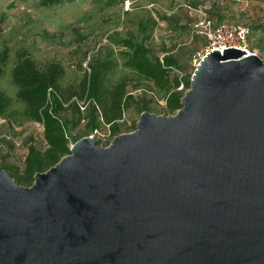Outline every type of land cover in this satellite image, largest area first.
I'll return each mask as SVG.
<instances>
[{"label": "water", "instance_id": "1", "mask_svg": "<svg viewBox=\"0 0 264 264\" xmlns=\"http://www.w3.org/2000/svg\"><path fill=\"white\" fill-rule=\"evenodd\" d=\"M207 53L172 115L83 136L30 186L0 166V264H264V62Z\"/></svg>", "mask_w": 264, "mask_h": 264}, {"label": "rangeland", "instance_id": "2", "mask_svg": "<svg viewBox=\"0 0 264 264\" xmlns=\"http://www.w3.org/2000/svg\"><path fill=\"white\" fill-rule=\"evenodd\" d=\"M123 2L124 0H76L45 6L41 0H0V52L7 51L4 71L0 76V92L10 100L5 114L0 115V126L1 129H10L9 136L15 142L16 148L10 160L13 164L22 165L29 141L21 145V140L28 133H34L32 139L35 143L42 141L40 125L26 118L24 104L16 97L17 89L11 80L12 67L21 51L40 68L50 62L59 63L64 70L60 80L61 88L77 93H80L85 75L82 64L94 59L114 60L116 66L108 75L109 87L123 83L125 89L134 96L140 95L143 90L150 94L153 92L155 98L150 101L149 108L156 115H163L165 99L162 92H158L152 84L122 64L120 47L117 45L119 39L136 32L137 21L142 18H155L159 11L174 12L179 16L176 23L158 21L152 42L159 55L165 50L172 51L180 43H189L192 34L198 33L193 23L201 20L204 15L214 22L220 15L226 22L242 24L250 29L260 26L254 29L249 44L264 62V1L128 0V6ZM187 4L197 7L189 15L181 10ZM204 44L205 38L201 36L197 41V51ZM134 86L139 88L135 89ZM61 116L70 121L75 118V113L66 107ZM138 118L131 103L120 121L122 133L133 131L132 124ZM100 127V135L94 139L104 147L115 136L108 132L107 126ZM74 132L84 134L85 122L78 123Z\"/></svg>", "mask_w": 264, "mask_h": 264}, {"label": "trees", "instance_id": "3", "mask_svg": "<svg viewBox=\"0 0 264 264\" xmlns=\"http://www.w3.org/2000/svg\"><path fill=\"white\" fill-rule=\"evenodd\" d=\"M73 1L76 0H41V3L52 6ZM196 8L187 4L182 6L181 10L189 15V12ZM204 17L210 19L214 25L229 23L220 15L215 22L207 15ZM178 20L179 16L174 12L159 11L155 18L149 16L137 21L136 32L117 41L122 64L152 84L158 92H162L165 99L164 115H172L181 108V97L190 87V76L194 69L192 59L198 53L197 41L201 36L205 38L203 34L196 33L195 21L193 27L196 32L193 27L192 29L196 34H192L189 43H180L172 51L165 50L159 55L152 42L158 21L169 24ZM257 27L260 26L251 29L247 27L249 29L247 44L250 49L252 47L249 42ZM206 42L205 38L204 46ZM6 60L7 51L3 50L0 52V76L4 71ZM115 66V61L109 58L94 59L82 64L85 75L81 82L80 93H77L61 88L60 80L64 70L59 63L50 62L44 68H40L25 52H19L11 70V80L17 89L16 97L24 104L26 118L42 125L40 131L42 141L35 143L32 139L34 133H28V136L21 140V145L29 141L26 155L22 165L17 166L10 161L16 148L12 136H9L10 129H1L0 126V166L8 170L20 185L30 186L35 173L46 171L63 156L69 154L70 143L96 130L100 132L102 125L107 126L108 132L110 131L114 136L121 134L123 128L120 121L131 103L138 115L142 111L151 112L149 104L155 98L153 92L150 94L143 90L140 95L134 96L125 89L123 83L109 87L108 75ZM134 88L139 87L134 86ZM9 105L10 100L0 92V115L5 114ZM66 107L75 113L73 120L67 121L61 116ZM82 121L85 122V133H75V126ZM135 124L136 122L132 124V130L135 129Z\"/></svg>", "mask_w": 264, "mask_h": 264}, {"label": "built area", "instance_id": "4", "mask_svg": "<svg viewBox=\"0 0 264 264\" xmlns=\"http://www.w3.org/2000/svg\"><path fill=\"white\" fill-rule=\"evenodd\" d=\"M124 4L125 6H128V0H126ZM194 26L197 32L203 34L207 40L206 45L201 48L192 59L194 67L207 53L213 50L222 52L224 49L235 47L246 51V55H243L244 57L255 54V52L250 49L247 44V35L249 33V29L242 24L224 22L214 25L210 19L203 17L201 20L196 21ZM38 124L40 127H42L40 123ZM98 135H100V132L96 130L89 134L88 137L96 138ZM72 144L73 143L69 144V149Z\"/></svg>", "mask_w": 264, "mask_h": 264}]
</instances>
